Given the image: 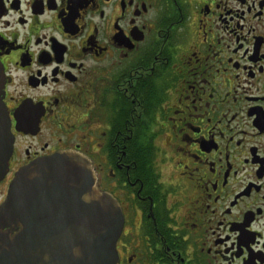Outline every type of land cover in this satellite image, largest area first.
<instances>
[{"label": "flooded vegetation", "instance_id": "flooded-vegetation-1", "mask_svg": "<svg viewBox=\"0 0 264 264\" xmlns=\"http://www.w3.org/2000/svg\"><path fill=\"white\" fill-rule=\"evenodd\" d=\"M0 68V205L74 151L120 208L117 264H264V0H0Z\"/></svg>", "mask_w": 264, "mask_h": 264}, {"label": "water", "instance_id": "water-1", "mask_svg": "<svg viewBox=\"0 0 264 264\" xmlns=\"http://www.w3.org/2000/svg\"><path fill=\"white\" fill-rule=\"evenodd\" d=\"M2 88L0 68V180L12 148ZM35 211L54 212L55 231L37 233ZM122 221L116 201L97 188L90 162L74 151L57 152L21 169L11 181L0 205V264H117ZM46 237L48 246L42 244Z\"/></svg>", "mask_w": 264, "mask_h": 264}]
</instances>
